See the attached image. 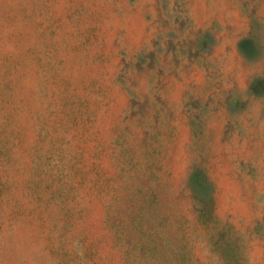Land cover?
Masks as SVG:
<instances>
[{
	"label": "rangeland",
	"instance_id": "obj_1",
	"mask_svg": "<svg viewBox=\"0 0 264 264\" xmlns=\"http://www.w3.org/2000/svg\"><path fill=\"white\" fill-rule=\"evenodd\" d=\"M0 264H264V0H0Z\"/></svg>",
	"mask_w": 264,
	"mask_h": 264
}]
</instances>
